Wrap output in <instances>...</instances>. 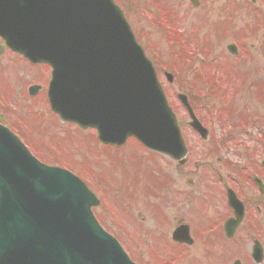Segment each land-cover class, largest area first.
Returning <instances> with one entry per match:
<instances>
[{
	"label": "rangeland",
	"instance_id": "obj_1",
	"mask_svg": "<svg viewBox=\"0 0 264 264\" xmlns=\"http://www.w3.org/2000/svg\"><path fill=\"white\" fill-rule=\"evenodd\" d=\"M114 1L124 12L134 35L155 68H158L157 73L170 106L181 123L184 142L191 149L187 162L178 166L162 155L145 152L132 141L120 150H97L91 132L63 126L56 119H42L44 117L39 113L41 109L35 108V100L26 99L23 93L26 83L39 76L38 70L31 71L26 63L19 62L20 81L16 83L17 92H21L19 103L14 97L8 96L7 99H12L11 102L19 107L18 120L27 128L25 131L20 125L22 131L28 136L33 134L37 137L35 141L49 155L51 152L45 142L50 141L55 146L50 151L55 148L54 154H59L57 151L62 153L69 162L86 169L92 178L102 184L100 187L106 190L109 204L117 207L124 222L133 228L135 236H128L115 226L114 232L126 243L137 237L143 247L153 245L155 248L151 251L157 254L155 258L159 264H165L160 258H184L185 254L177 246L176 249L171 245L168 251L162 246L164 237L157 232L162 223V218L156 212L159 205L170 207L164 212L167 216L172 215V222H177L181 217L202 220L206 218L202 207L221 208L226 198V184L230 185L240 193L252 216L240 228L235 240L224 241L221 234L214 235V248H225L223 264H233L236 260L243 264H255L251 260L253 244L255 240L264 242V218L256 215L257 208L264 206V190L262 194L250 190L249 182L253 176L247 170L257 171L264 186V142L259 143L258 140L260 135L264 136L259 129L264 125V71H261L264 70V21L258 8L261 0H236L238 6L233 5L239 9L231 6L234 0H201L196 7L190 0H170L171 4L165 10L166 22H172L175 16L172 13H176L175 31L158 28L155 8L160 4L156 0ZM234 10L237 15H234ZM228 11L234 16L231 17ZM193 28L196 30L194 33ZM245 32L253 37L245 45L247 51L244 47L242 52L231 54L228 51L231 39L239 40ZM197 52L201 54L198 57ZM240 54L246 55V60H241ZM4 63L7 64V61ZM197 70L213 82L218 83L220 79L219 84L228 92V108L221 107L216 85H205L198 78ZM164 74L167 77L171 74L172 82ZM178 94L185 95L194 110H198L206 128L210 125L208 117L212 113L211 120H216L213 132L218 140L213 138L214 135L202 140L189 126V114L177 99ZM254 114L262 116V123L256 122L259 126L254 124L249 127L246 131L249 134L237 130L241 124L253 123ZM45 159L51 164L57 163L53 158ZM137 189H142V194L135 199ZM94 212L111 230L107 213L105 215L100 208H95ZM193 250L194 255H207L203 249Z\"/></svg>",
	"mask_w": 264,
	"mask_h": 264
},
{
	"label": "water",
	"instance_id": "obj_2",
	"mask_svg": "<svg viewBox=\"0 0 264 264\" xmlns=\"http://www.w3.org/2000/svg\"><path fill=\"white\" fill-rule=\"evenodd\" d=\"M0 34L52 67L49 98L64 120L96 127L104 142L135 136L185 156L154 69L113 0H0ZM17 192L6 188L3 200L0 264H116L114 243L90 212L95 199L79 179L39 166Z\"/></svg>",
	"mask_w": 264,
	"mask_h": 264
},
{
	"label": "flooded vegetation",
	"instance_id": "obj_3",
	"mask_svg": "<svg viewBox=\"0 0 264 264\" xmlns=\"http://www.w3.org/2000/svg\"><path fill=\"white\" fill-rule=\"evenodd\" d=\"M2 46L3 44L0 42V120H3L4 125L7 126L16 136L19 137V139L26 145V147L29 149L30 153L34 157H36L41 162L47 165H52L45 158L53 160L55 159L53 154L51 153L50 154L51 156H50L49 153H47L46 150H44L45 148L42 147V145L39 147V144L35 141L37 137H34L33 134H31L30 136L24 134V132L22 131L23 130L22 127L24 128L25 131H27V128L25 124L20 123L18 120V118L20 117L17 111L19 107L17 108V105L11 102L13 101L12 99L11 100L7 99L8 96H11V98L14 97V100L17 103H19L18 96L19 94H21V92L20 93L17 92L18 90L17 84L20 81L18 78V74H19L18 65H19V62L26 63L27 66L31 68L30 69L31 71L38 70L39 76L34 77L30 82L26 83V85L23 88L24 90L23 93L25 94L24 97L26 99L35 100L34 102L35 108L41 109L39 113L40 115H43L44 118L42 119L48 118L50 116V113L48 112V109H47V103L45 101V93H46V87L48 85V71L47 70L49 69L47 68L46 70V68H43L41 66H33L27 61L23 60L17 54L11 52L9 49H7L6 47H2ZM6 61H7V64L4 63ZM36 87H38L39 89L34 91L35 94H33L34 95L33 96L30 94V90L31 88H36ZM29 126L31 127V124H29ZM61 158H67V157L62 154ZM225 196H226V192H225ZM157 205L158 203H156V206ZM169 208L170 207H167L165 204H163V206L159 205V208H157V211H156L158 215L164 220L163 236L165 237H169V236L172 237L171 233L173 232V230L177 227V225L178 227L180 226L179 220H177V222H172L170 221V218L172 217V215L167 216V214H165L164 210L169 209ZM161 210H163V212ZM229 210L230 209L228 208L227 210L228 215L227 217L225 216L227 220L231 218L229 215L230 214ZM202 213L206 216V218H203L202 220H199L198 218H197L198 220L197 219L191 220V229L189 231V234L190 236L197 238V240L194 238L193 239L194 241L196 240L199 242L200 245H202L199 247V249H203L207 255H198L197 253L194 255V253L191 254L188 250L184 249L182 250L185 253L184 258L176 257V258H170V260L169 259L163 260L162 258H160V261L162 263H165V264H176V263L223 264V257L226 251L223 246L221 247L220 250L218 249V247L214 248V246H216V243L214 241L215 238L213 239L214 234L211 235L210 237L211 239L210 238H207L205 240L202 239L209 232H212L215 230V228H217V224L214 221L212 212L210 215L209 212L204 213V210H202ZM225 217H224V220H226ZM195 222L199 223V225H196ZM244 224L245 223H242L239 226V230ZM216 234H219V232H217ZM199 240L203 241V243L200 242ZM258 241L262 244L261 248H262V253H263V259L260 260V262L257 264H264V242L260 240ZM164 243H165L166 249L169 247V245L171 246L172 244L171 241H167V240ZM251 254H252V250H251ZM152 259H153L152 263L150 260H142L141 264H159L158 260H156L155 258V255L152 256ZM251 260L253 261L252 255H251ZM236 261H240V260H236ZM240 263L242 262L240 261Z\"/></svg>",
	"mask_w": 264,
	"mask_h": 264
}]
</instances>
